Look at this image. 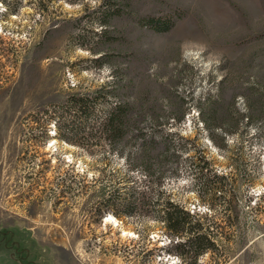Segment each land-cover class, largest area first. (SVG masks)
<instances>
[{
  "label": "rangeland",
  "instance_id": "rangeland-1",
  "mask_svg": "<svg viewBox=\"0 0 264 264\" xmlns=\"http://www.w3.org/2000/svg\"><path fill=\"white\" fill-rule=\"evenodd\" d=\"M154 21L172 25L155 30ZM128 60L133 89L167 115L170 89L187 106L222 78L228 98L245 86L263 92L264 0H0V264H185L159 220L98 211L112 189L102 197L100 186L122 160L60 139L49 117L69 93L110 81ZM188 107L181 129L197 133L232 200L221 211L217 200L198 199L189 175L166 181L190 211L215 213L221 250L197 263L264 264V115L243 121L221 151Z\"/></svg>",
  "mask_w": 264,
  "mask_h": 264
},
{
  "label": "trees",
  "instance_id": "trees-1",
  "mask_svg": "<svg viewBox=\"0 0 264 264\" xmlns=\"http://www.w3.org/2000/svg\"><path fill=\"white\" fill-rule=\"evenodd\" d=\"M8 7L6 10L12 9ZM150 23L155 30H160L161 24L172 25V22ZM104 27L101 34L107 29L105 24ZM103 55L94 57L93 61L106 57ZM132 69L128 60L121 71L113 70L110 81L94 89L69 93L49 117L55 120L60 139L82 148L99 146L122 160L118 168L111 170L108 184L100 186L102 197L105 185L112 189L108 197L101 199L99 212L108 209L119 217L140 213L159 220L162 231L169 238L168 249L185 264H198L200 256L209 252L217 254L221 250L218 241L222 240L213 230L218 226L215 213L211 208L203 212L190 211L171 196L172 189L166 181L189 175L198 199L217 200L221 211L230 209L232 200L226 198L222 183L224 172L216 169L206 147L196 141L197 133L195 138L190 137L182 131L180 123L190 109L188 106H195L197 130L200 127L211 144L223 151L227 136L237 133L243 121L244 126L249 127L256 125L255 120L264 115V91L245 86L238 95L231 92L228 98L222 78L214 92H207L187 106L186 96L170 89L165 92L170 117L163 114L155 98L148 103L146 91L133 89L136 73ZM235 96L243 98V107L236 106Z\"/></svg>",
  "mask_w": 264,
  "mask_h": 264
},
{
  "label": "bare ground",
  "instance_id": "bare-ground-1",
  "mask_svg": "<svg viewBox=\"0 0 264 264\" xmlns=\"http://www.w3.org/2000/svg\"><path fill=\"white\" fill-rule=\"evenodd\" d=\"M106 221H113L114 223H117V219L116 217H114L112 214H107L106 218H105Z\"/></svg>",
  "mask_w": 264,
  "mask_h": 264
}]
</instances>
